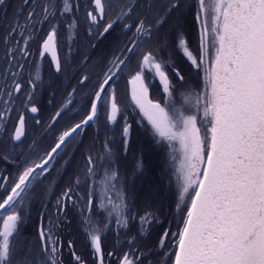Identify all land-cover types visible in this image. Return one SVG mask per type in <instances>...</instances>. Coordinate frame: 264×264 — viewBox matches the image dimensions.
<instances>
[{
  "label": "snow or ice",
  "instance_id": "6c2138e0",
  "mask_svg": "<svg viewBox=\"0 0 264 264\" xmlns=\"http://www.w3.org/2000/svg\"><path fill=\"white\" fill-rule=\"evenodd\" d=\"M0 264H264V0H0Z\"/></svg>",
  "mask_w": 264,
  "mask_h": 264
}]
</instances>
